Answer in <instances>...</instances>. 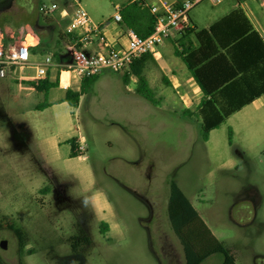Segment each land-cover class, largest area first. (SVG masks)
<instances>
[{"label":"rangeland","instance_id":"rangeland-1","mask_svg":"<svg viewBox=\"0 0 264 264\" xmlns=\"http://www.w3.org/2000/svg\"><path fill=\"white\" fill-rule=\"evenodd\" d=\"M9 1L0 0V28L44 26L42 4L55 6L66 18L75 9L72 0H26L24 5L18 1L25 10L17 5L21 11H13L7 8ZM80 2L97 24L112 19L116 4L127 5V0ZM245 2L264 35V6L260 0ZM238 5L236 0L218 5L204 1L191 10L190 21L205 28ZM4 40L6 45L20 44L17 39ZM50 51L42 50L28 66L9 69L0 77V208L26 239L21 246L12 230L0 229V244L7 242L6 249L0 246L3 260L9 264H185L168 215L174 182L232 251L237 264H264V103L234 114L204 141L202 119L186 113L181 90L166 86L158 70L150 66L145 71L157 105L135 94L129 101L122 94L124 72L105 71L73 114L96 187L106 191L124 228L122 237L103 233L88 192L67 173L56 152L48 151L44 157L35 147L36 139L54 129L50 113L41 117L34 112L35 105L42 107L50 97L20 79L35 77L32 63L43 61ZM48 158L52 164L46 162ZM11 191L17 195L8 205ZM84 237L91 243L80 241ZM73 241H79L76 251ZM221 261L222 256L215 255L204 264Z\"/></svg>","mask_w":264,"mask_h":264},{"label":"trees","instance_id":"trees-1","mask_svg":"<svg viewBox=\"0 0 264 264\" xmlns=\"http://www.w3.org/2000/svg\"><path fill=\"white\" fill-rule=\"evenodd\" d=\"M121 14L123 25L131 28L139 36L144 38L153 32L156 17L151 13L150 5L145 1L135 0L125 5L121 9ZM43 18L46 23L49 21L48 15H43ZM238 20L237 13H233L222 18L209 29L193 30L195 40L199 43L198 47L193 46L188 31L180 34L179 40L174 41L176 56L182 60L203 92L198 114H191L189 111L186 113L197 115L202 119L204 141L209 139V134L213 129L219 128L233 114L264 94V87L258 91L252 89L254 82L264 81L263 41L256 31L251 29L244 31ZM65 38L75 40L76 35L70 32L58 37L54 48L56 61L59 60V51ZM182 40H187L188 43L182 44ZM45 48L47 47L41 40L31 50L32 52L42 51ZM151 58L150 54H146L134 60L129 66V72L124 73L123 80L128 83L130 75H134L137 78L136 92L147 101L157 105L156 93L149 86L144 74ZM98 77L99 75L83 78L80 90L75 92L68 89L64 101L73 108L78 107L81 96L91 89ZM27 83L35 91L45 95L59 84L58 78L51 80L49 72L44 78H36ZM165 84L170 85L167 82ZM46 105L43 103L42 107ZM69 144L71 145V157L84 155V151L77 146L74 140H71ZM168 215L173 231L182 246L185 264H202L212 255H221V264H237L232 251L227 249L214 235L191 201L174 182L170 183ZM5 228L12 230L18 237L20 245H24L26 239L23 232L15 228L10 220L1 217L0 229ZM107 228L106 224H101L103 233L107 231ZM80 241L91 243L88 237L81 238ZM78 244L79 241H73L74 251ZM0 264H7L1 256Z\"/></svg>","mask_w":264,"mask_h":264},{"label":"crops","instance_id":"crops-1","mask_svg":"<svg viewBox=\"0 0 264 264\" xmlns=\"http://www.w3.org/2000/svg\"><path fill=\"white\" fill-rule=\"evenodd\" d=\"M18 1L20 2V4H23V5L27 4L26 0H10L7 8L9 10L17 11L18 10L17 5H19ZM133 1L135 0H127V4ZM143 1H145L149 5L156 4L157 2H159V0H143ZM180 1L182 0H171L169 2H180ZM245 5H246L245 1L240 2L238 5L239 7L233 8L230 12H227L223 17L219 18L217 21L213 22L212 24H210L208 27H205V28L200 29L195 23H193V21H191L192 28L188 30L189 32L188 36H189V39L192 41L193 46L194 47L199 46V43L195 40V35L193 33V30L196 29L197 31V30H202V29H209L213 24H215L216 22L220 21L222 18L229 16L233 13H237L238 19H239L238 21H240V25L242 26L243 30L246 31L248 29H251L253 31H256L261 37L263 44H264V35L255 26L254 22L251 19V16L247 13L245 9ZM19 6L21 10L23 9L25 10L24 6H21V5ZM42 6H47V5L42 4ZM115 6L121 7L119 3L116 4ZM21 10H18V11H21ZM39 10L40 9L38 7V12ZM58 11L59 10L56 9L54 12H50V14L48 15L49 21L47 23L45 22L44 26L39 25V24H34V25L29 26L28 23L21 24V25L18 24L16 26L7 24L0 28V40H2L6 44L7 41L4 40L5 37L10 38V39H17L20 41V43L28 45L31 48L37 46L39 42L42 40L45 46L47 47L44 49V51L48 49L51 50L50 52H47L45 55L47 56V55L53 54V66L49 69L48 72L50 73V77L52 81L58 78L59 84H58V87L50 89V91L46 94L48 97H50L49 101L45 102L47 104L46 107H44L41 110H37L38 105H35L34 112L40 115L41 117L44 116L45 113H50L48 117L50 119L51 125L55 129V132L53 129L51 133L36 139L35 147L37 149V153L39 155H43L44 157H47L48 151L56 152V154L58 155L57 158L60 159L61 163L66 166L67 173L73 176L75 179H77L83 191L88 192L89 200L91 203V207L94 210L96 221L100 224H106L108 226L107 231H106L108 232V234L115 233V234H119L122 237L124 235V228L117 217L113 204L110 201L106 191L102 188L97 189L95 174L89 163L88 156L84 154L78 157H71V145L69 144L71 140H74L77 146L80 147L83 151H85V147L83 143L84 141L80 134L79 128H75L73 126V114L75 115L76 113L75 110H78L81 104V101L85 95L81 96L79 105L76 108L71 107L68 104V102L64 101L65 96H66V91L68 89L75 91V92L80 90L81 80L76 76L75 73L71 71H67L65 69V65L70 63V59L68 58V55L66 53L65 44L67 42L72 41V39L65 38V40L62 41L61 49L58 55L59 60L58 61L55 60L54 48H55V44H56L58 37L64 36L65 34L75 31L72 25L73 15H69L66 18L64 13H62L61 11L59 12ZM41 12H42V9H41ZM39 15H41L40 12H39ZM103 23L105 24L103 26L101 35L99 37L94 38L93 43L86 44L83 46V51L85 53L93 54L96 52H106V48L104 46L105 42H107L113 47H118L120 45L126 44V38H125L126 27L123 25V23L117 24L111 18ZM40 32H43L44 34L43 33L41 34ZM179 37H180V34H174L172 38L168 39L163 45H161L159 47L158 56L154 57L151 55L152 58L150 61H148L145 71L150 66L158 70V72L161 75V79L163 83L165 84V82H167L170 84L169 86L165 84L166 86L173 88L174 90H181L182 93L180 96V102L183 105V107L187 108L185 111H189L191 114H198L199 109L201 107V101L203 99V92L201 91L197 83L194 81L191 73L189 72L185 64L175 54L174 41L179 40ZM13 43H16V42H8L9 45ZM184 43L187 44L188 43L187 40H182V44ZM39 52L41 51L36 50L32 52L33 53L32 56L35 59H38ZM39 62L41 61L36 60L32 63L35 66V71H36V65ZM107 70L111 71L109 69H104L99 74V77L93 86H96V83L99 82L104 77L103 73ZM145 71H144V74H145ZM126 72H129V71H126ZM146 78L148 80L147 76ZM34 79H36V76L33 77L32 79L22 78L20 80L24 84H26L28 81H31ZM122 79H123V76H122ZM129 80L130 81H128V83L124 82L126 88H125V91L122 89L123 96L128 98L129 101H133L134 94L144 99L136 92L137 78L134 75H130ZM148 83H149V86L152 89H154L149 80H148ZM130 84L134 86L131 87ZM253 84L254 85L252 89L254 91H258L259 89H262V87H264V81L263 82L257 81V82H254ZM162 88L163 86L160 87L159 90ZM53 90H59L62 92V94L58 96L52 94L53 96H51L50 93ZM249 93L250 92H248V94ZM257 102L264 103V94L256 98L252 103L246 105L245 107H243L240 111L236 113L241 112L246 107L254 103H257ZM229 119H227V121ZM41 128L45 129L44 124H42ZM216 129H213L212 131ZM210 134H209V137H210ZM46 162H48V164H52L51 163L52 161L50 158H48ZM9 190H11V185L8 188V192ZM16 195H17L16 192H12V191L10 192V195H8L7 193V198L9 199L7 200L8 202L10 201L9 203L7 202L8 205L12 201H14ZM1 217L10 219L8 215L7 216L3 215V209L0 208V218ZM214 256L215 255L210 256L202 264H204L206 261H208L210 258ZM5 262L7 263V261Z\"/></svg>","mask_w":264,"mask_h":264},{"label":"built area","instance_id":"built-area-1","mask_svg":"<svg viewBox=\"0 0 264 264\" xmlns=\"http://www.w3.org/2000/svg\"><path fill=\"white\" fill-rule=\"evenodd\" d=\"M72 1L75 3L72 17L75 31L72 33H75L76 39L65 44L66 53L70 59V63L65 65V69L75 73L82 80L85 77L99 75L104 69H109L114 73L126 72L134 60L146 54L158 56L159 47L174 34H182L192 28L189 14L196 5L204 1L218 5L224 0H182L180 2L159 0L156 4H150L151 13L156 17L154 30L150 35L143 38L131 28L126 27V44L113 47L105 42L106 52L93 54L85 53L83 46L93 43L94 38L101 35L105 23H94L81 5L80 0ZM260 1L264 6V0ZM121 9L120 6H117L112 17V20L117 24L123 23ZM55 10V6H43L42 8L45 15H49ZM32 55L31 47L28 45L23 43L6 45L0 40V77L4 78L9 69L27 66ZM52 66L53 54H50L36 65V78H44Z\"/></svg>","mask_w":264,"mask_h":264},{"label":"water","instance_id":"water-1","mask_svg":"<svg viewBox=\"0 0 264 264\" xmlns=\"http://www.w3.org/2000/svg\"><path fill=\"white\" fill-rule=\"evenodd\" d=\"M0 246H1V248L6 249L7 248V242L6 241L1 242Z\"/></svg>","mask_w":264,"mask_h":264},{"label":"flooded vegetation","instance_id":"flooded-vegetation-1","mask_svg":"<svg viewBox=\"0 0 264 264\" xmlns=\"http://www.w3.org/2000/svg\"><path fill=\"white\" fill-rule=\"evenodd\" d=\"M252 199H253V197H252Z\"/></svg>","mask_w":264,"mask_h":264}]
</instances>
